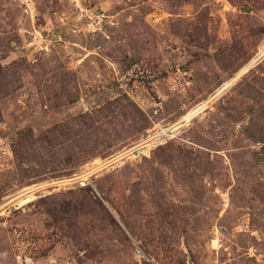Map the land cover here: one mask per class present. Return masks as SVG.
I'll return each instance as SVG.
<instances>
[{
  "label": "rangeland",
  "instance_id": "rangeland-1",
  "mask_svg": "<svg viewBox=\"0 0 264 264\" xmlns=\"http://www.w3.org/2000/svg\"><path fill=\"white\" fill-rule=\"evenodd\" d=\"M0 264H264V0H0Z\"/></svg>",
  "mask_w": 264,
  "mask_h": 264
},
{
  "label": "bare ground",
  "instance_id": "bare-ground-1",
  "mask_svg": "<svg viewBox=\"0 0 264 264\" xmlns=\"http://www.w3.org/2000/svg\"><path fill=\"white\" fill-rule=\"evenodd\" d=\"M261 54V53H260ZM259 58V57H258ZM226 88V86L225 87H223L221 90H223V89H225ZM200 108V107H199ZM199 108H197V109H199ZM196 109V110H197ZM196 110H194L192 113H194ZM199 111V110H198ZM142 150V149H141Z\"/></svg>",
  "mask_w": 264,
  "mask_h": 264
}]
</instances>
